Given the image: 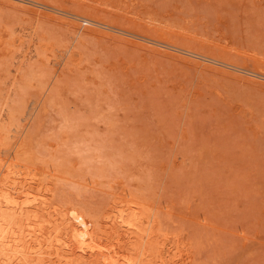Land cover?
<instances>
[{"label":"rangeland","instance_id":"1","mask_svg":"<svg viewBox=\"0 0 264 264\" xmlns=\"http://www.w3.org/2000/svg\"><path fill=\"white\" fill-rule=\"evenodd\" d=\"M25 1L51 12L0 0V164L36 182L0 264H106L88 232L138 258L141 212L145 264H264V0Z\"/></svg>","mask_w":264,"mask_h":264},{"label":"bare ground","instance_id":"2","mask_svg":"<svg viewBox=\"0 0 264 264\" xmlns=\"http://www.w3.org/2000/svg\"><path fill=\"white\" fill-rule=\"evenodd\" d=\"M8 1H10V2H12V3H15V4H19V5H32V6H34V7H37L38 9H44V10H49L50 12H51V10L50 9H46L45 7H42V6H39V5H37V4H40L39 2H34V1H31V0H29V1H31V2H34L35 4H33V3H29V2H26L25 0H8ZM57 10V9H56ZM54 12H56L57 14H60V15H63V17L65 16V17H68V19H70V18H72L73 19V17L72 16H69L68 14H64V13H61V12H64V11H60L59 10V12H57V11H54ZM89 23V22H88ZM87 23V24H88ZM90 24V23H89ZM98 27H100L99 25H97ZM101 28H103V29H107V30H110L111 31V29H109L108 27H101ZM114 32H117V31H114ZM117 33H120V32H117ZM120 34H123V33H120ZM152 44H154V45H158V44H156V43H152ZM159 46H161V45H159ZM164 47V46H163ZM165 48H168V47H165ZM171 50H174V49H171ZM175 51H177V52H180V53H182V54H184V55H187V56H191V57H193V58H196V59H200V60H203V61H205V62H208V63H213V62H211V61H208V60H205V59H202V58H199L198 56H195V55H192V54H190V53H187V52H181V51H178V50H175ZM214 64V63H213ZM235 67V66H234ZM227 68H228V66H227ZM229 69H232V70H234V71H237V72H239V73H243V74H246V75H251L250 73H248V72H246V70L245 71H243V70H241V69H235V68H229ZM19 141H21V140H19ZM18 142V141H17ZM18 145V144H17ZM15 147H17L16 145H15ZM14 147V148H15ZM13 148V147H12ZM7 150H9V149H7ZM11 151V150H10ZM13 152L12 153H10L11 155V157L9 158V159H6V157H4V159H3V161L1 162V164H0V176L2 175V173H3V171H5L6 173V175H7V178H6V181H7V183L9 182V181H12L13 183H12V188L10 187V188H5L6 186H7V184H4L3 182H2V186H0V191L3 189V193L1 194L0 193V262L1 261H3V260H10V259H12L13 257H15L16 258V256L20 253V249H21V247H22V245H21V242H22V240L24 239V237H23V239H22V236H23V234L21 233V230H20V228L17 226V222H18V220H20V214H19V212H17V211H19L20 209H23V206H27V205H22L20 202H19V200H20V197H19V195L17 194V192H18V188L20 187V184H18L17 182H19V180H22L23 178L22 177H24V178H26L23 174H21L20 173V169L23 167L22 165V163H23V147H21L20 146V148H15L14 150H12ZM29 161V160H28ZM50 169V168H49ZM30 172V171H29ZM28 172V173H29ZM13 175H14V177H13ZM28 175V174H27ZM30 176L32 177V175L30 174ZM37 177V176H36ZM24 181V182H23ZM23 181L21 182L22 184V188H21V190H24L23 191V194H26L27 192L28 193H30V192H32V189L34 188L32 185H34L35 184V182H36V178H34V176H33V178H27V179H23ZM20 183V182H19ZM9 186V185H8ZM36 190V189H35ZM41 194V193H40ZM44 195V194H43ZM38 198V197H37ZM34 200V199H33ZM41 200V199H40ZM35 201H38V199H35ZM27 202V201H26ZM28 202H30L29 200H28ZM44 202H46L45 200L42 202V203H44ZM35 203V202H34ZM42 203H41V205H42ZM31 203H29V205H30ZM129 204V203H128ZM45 205V204H44ZM131 205V204H130ZM132 205H134L133 207H134V211H138L139 210V208H140V205L138 204V203H132ZM31 206V205H30ZM43 206V205H42ZM32 207V206H31ZM132 207V206H131ZM35 208V207H34ZM13 209L15 210L14 212H13ZM49 210V209H48ZM142 211H144V209L142 210ZM144 213V212H143ZM142 212L140 213V214H137V215H135L134 216V220H132V221H126V219L125 220H123V219H121V223H123L124 225H126L127 226V228L129 229V230H126L127 232H125L126 233V235L128 236V237H133L134 239L136 238V237H140L141 238V241L143 242V249H140L139 251V256H138V258H132V260L129 258V260H128V258H127V261H125L124 259L122 260L121 258H120V253L121 252H118V248L116 249V248H109V247H101V245H97L98 243H97V240H96V237L95 236H93L94 234L92 233L91 234V232H86L87 233V235L85 234V236L81 239V238H77L78 240H79V242H80V244L82 245V248L84 249V248H86V249H88L87 251H89L90 250V252H92V256H95V254H97V255H101V256H104L105 258H106V264H145L146 262H148V261H150L152 258H153V253H151L152 251H150L149 249H151L152 250V248L153 247H155L157 244H158V242H157V240H158V237H157V234H156V229H155V227H154V223L152 224V226H151V228H147L148 227V225H147V227H146V225H145V227H144V225L142 224L143 222V214ZM66 215V214H65ZM121 216H122V214H120ZM26 216V215H25ZM34 216V215H33ZM29 217V216H28ZM118 217V216H117ZM117 217H115V218H117ZM106 218V217H105ZM121 218H125L124 217V214H123V217H121ZM34 219H36V218H34ZM109 219V218H108ZM28 221H29V219H28ZM67 221V220H66ZM115 221V220H114ZM119 221L117 222V223H120ZM153 222V221H152ZM155 222V221H154ZM27 223V222H26ZM46 223V222H45ZM75 223H76V221H75ZM75 223H74V225H75ZM113 223V222H112ZM120 223V225L122 226V224ZM77 224V223H76ZM79 224V223H78ZM150 224V223H149ZM25 225V224H24ZM73 225V226H74ZM82 225V224H81ZM26 226V225H25ZM30 226H32V225H30ZM77 226V225H76ZM83 227H84V224L82 225ZM115 226V225H114ZM118 226V225H117ZM28 227V226H27ZM33 227V226H32ZM31 227V228H32ZM40 227V226H39ZM42 227V226H41ZM123 228V227H122ZM21 229H22V227H21ZM33 229V228H32ZM42 229V228H41ZM65 229V228H64ZM78 229H80V228H78ZM85 229H86V226H85ZM84 229V230H85ZM90 229V228H89ZM24 230V229H23ZM81 230H82V228H81ZM80 230V231H81ZM91 230V229H90ZM104 230V229H103ZM30 231V230H29ZM33 232H32V234L33 235H39V234H36V233H40V237H41V235L43 236V232H42V230H40V231H38V230H32ZM86 231H88V229L86 230ZM92 231V230H91ZM101 231V230H100ZM82 232H84L85 233V231H83L82 230ZM93 232V231H92ZM103 234H105V235H108V233H106L105 231H104V233ZM115 234V233H114ZM30 235V234H29ZM48 235H49V233H48ZM125 235V236H126ZM44 237V236H43ZM42 237V238H43ZM106 237V236H105ZM47 238V237H46ZM74 238V237H73ZM99 238V237H98ZM97 238V239H98ZM104 238V237H103ZM76 239V238H75ZM76 239V240H77ZM100 239V238H99ZM119 239V241L118 242H120L121 240H120V238H118ZM128 239V238H127ZM132 239V238H131ZM81 240V241H80ZM166 240V239H165ZM48 241V240H47ZM72 241H73V239H72ZM58 242H60V241H58ZM128 243V242H127ZM141 243V242H140ZM29 244V243H28ZM60 244V243H59ZM100 244V243H99ZM68 246H69V244H67ZM80 245V246H81ZM111 245V244H110ZM120 245V244H119ZM142 244H140L139 246H141ZM164 245V244H163ZM56 246V245H55ZM66 246V245H65ZM67 246V247H68ZM77 246V245H76ZM104 246V245H103ZM116 247V246H115ZM150 247V248H149ZM159 247H161V245L159 246ZM164 247V246H163ZM81 248V247H80ZM81 248V249H82ZM137 249V248H136ZM160 249V253L161 252H163L162 250H161V248H159ZM164 249V248H163ZM32 250V249H31ZM35 250H37V249H35ZM39 250V249H38ZM85 250V249H84ZM154 251H155V249H153ZM23 252L25 251V250H22ZM21 251V252H22ZM51 251V250H50ZM49 251V252H50ZM71 251V250H70ZM153 251V252H154ZM125 253V252H124ZM88 254V253H87ZM94 254V255H93ZM156 254V253H155ZM158 254H159V252H158ZM57 255H58V253H57ZM74 255V254H73ZM161 255H162V253H161ZM160 255V256H161ZM91 256V257H92ZM100 256V257H101ZM136 256V255H135ZM155 256V255H154ZM123 258H124V255H123ZM154 258H156V256L154 257ZM161 258H163V256L161 257ZM161 258H159L160 260H161ZM63 259V258H62ZM102 259V258H101ZM167 259V258H166ZM18 261V260H17ZM19 261H20V259H19ZM101 261V260H100ZM156 261V259L154 260V262ZM164 261L165 260H162V262H161V264H163L164 263ZM101 262H103V261H101ZM159 261H158V263H160ZM2 263V262H1ZM101 264V263H100ZM166 264V263H165Z\"/></svg>","mask_w":264,"mask_h":264}]
</instances>
